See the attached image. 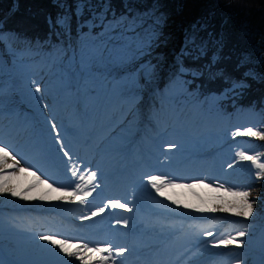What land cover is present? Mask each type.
<instances>
[{
	"label": "trees",
	"instance_id": "1",
	"mask_svg": "<svg viewBox=\"0 0 264 264\" xmlns=\"http://www.w3.org/2000/svg\"><path fill=\"white\" fill-rule=\"evenodd\" d=\"M115 21L123 23L106 31L104 25ZM133 22L134 32L129 30ZM149 35L146 54L121 61L125 40L147 43ZM0 43L14 72L24 74L28 57L23 49L32 58L47 53L56 64L49 85L62 79L64 89L79 86L92 95L108 84L111 101L142 96L160 75L167 112L185 109L199 116L196 127L206 132L204 144L218 146L231 134L226 172L244 189L222 201L237 203L241 198L234 192L259 183V192L248 200L252 217L264 215V176H257L260 169L252 161L238 156L244 150L264 163L263 140L233 135L249 127L264 131V0H0ZM146 67L151 72L147 78ZM22 77L26 87L28 77ZM198 196L190 197L188 209L208 208L210 198ZM252 227L254 238L264 239V218Z\"/></svg>",
	"mask_w": 264,
	"mask_h": 264
},
{
	"label": "rangeland",
	"instance_id": "2",
	"mask_svg": "<svg viewBox=\"0 0 264 264\" xmlns=\"http://www.w3.org/2000/svg\"><path fill=\"white\" fill-rule=\"evenodd\" d=\"M192 4L188 6V9L190 10L192 8ZM188 10V11H189ZM0 59L6 63L4 64V70L7 66V57L4 53L3 48L0 46ZM44 63L42 62H34L32 65V72L35 82V87H39L40 91L38 92L42 100H44V106L40 108V113H42L44 116L41 117V121L37 122L35 124L34 122L30 121V130L27 128L28 122L24 119L27 116V113H30L34 117V113L31 112V108L26 107L21 109V113H18L16 115V122H13L11 120L12 114L15 112L17 108V104L15 103L14 98L11 96L8 97H0V142H2L3 146L8 147V150L12 152L13 155L17 157L18 160H20L19 167L28 168V173H22L18 177H16L12 184L18 188H16L17 191H24L23 187L21 185H24L26 183H34V177L31 175V173L35 172L36 175L41 176L42 179L47 180L48 184H51L54 188L57 189H67V190H74L75 192H79V190L76 189V184L72 183L71 181H66L64 178H57V177H51L48 172L45 174L46 166H44V163L42 161L44 156H40V144H41V138H42V132L44 129H52L51 125L55 124L56 129H53L55 131V137L57 142H59L62 146L67 147L64 138V122H67L69 124L77 125L81 123L80 125L76 126V129H78L77 139L73 142V145L70 149V152L77 155V161L81 162L84 161V164L86 166L91 167V172L95 168L98 170L96 181L94 182L95 186H98V188L95 189L90 195V198L86 200L85 202H80V193L77 194L75 197L76 201L73 202L74 196H69V199H50V200H40L38 198L26 200L22 197L18 196H12L8 193H0V204L2 205L1 208H12L15 207L11 204V202H15L17 200H20L22 202V205L20 208L24 210L25 212H28L30 210H36L41 212V214H46L47 218H45V222L51 224L56 228L55 233H60L57 238L58 239H71L72 243L81 241V242H88L86 238L83 235H79L78 232H82L88 237L92 238L94 235L97 237L98 241L94 239L95 241L92 243L89 242L91 246H95L98 244V242H104L105 235L103 234V230L101 228H104L103 225L104 220L106 219V216L104 215V212L107 207L104 206V203L106 201H110L112 199H118V196H112V197H104L103 200L96 204L94 201V197H97V190L101 189L105 191L106 186H112V182L118 181L121 179V176L124 174L127 175L126 179H129V175L131 173H135L134 179H139L140 177L144 176V173H142L144 164L138 165L134 164L132 167L130 166L128 170H125L126 164L131 163L134 160H138L141 163V156L146 153L145 145L140 137L142 133H149L152 131L157 132L158 130H161V125L159 123L160 118L162 117L161 114V106L158 105V98L157 96L160 94V91L158 89H154L151 96L146 98H142L141 101L136 105L138 107V111L136 110L135 113H130L133 111V109L129 110L127 112L126 116H124L123 121H126L124 124L121 123H115V126H120L124 128V131L129 132L128 130L132 128V125L136 124V129H141L142 133L138 136H135V140L133 142H129L124 147L122 146H116L114 144L115 137H114V130L111 129V127H105L104 124H102L101 121H112L117 122L121 118V114H119L116 109H113L112 112L107 114H102V111L98 108H94V102H92L90 105H88L86 108L81 109L80 105L77 106L75 111L70 112L67 114V108H69L64 103H61L57 106H54L52 103V98L50 96L49 91L42 85L45 73H44ZM1 70V69H0ZM7 76L9 73H6ZM15 82L12 81L11 85H13ZM36 89V88H35ZM3 101V102H2ZM160 106V108H159ZM38 109V108H37ZM160 111V112H159ZM136 116V118L134 117ZM36 118V117H34ZM109 128V129H107ZM85 129L89 130V134L85 131ZM260 143L264 144V141H261ZM102 161H104L103 165L101 164ZM112 161V162H110ZM198 159H189L185 160L181 163V166L178 170L174 172L172 177L167 176L170 180L178 181L179 178L183 176H187L186 172H181V169H188V167L191 165L190 169H193L201 163H198ZM9 163H12L11 160H9ZM113 168V171H110V168ZM17 168V171H18ZM156 171V168H153L152 170H149L147 175H154ZM89 173V174H90ZM181 173V174H180ZM198 173L202 174L201 168H199ZM100 174V176H99ZM146 175V176H147ZM163 175V174H159ZM166 176V175H163ZM135 180H132L129 185L124 188V192L121 194L122 202H125L127 204V208H119L117 207L115 213L116 215V222L113 223L114 226L111 227V231H109L107 234L110 235V238L112 239V243H110L113 247H125L129 249H135L136 251H139L141 247L146 245L145 241L142 240V236L140 235L138 230H135L137 228L140 229L141 222L146 220V218L150 215L149 210L145 206L147 202H149V199H144L140 201L137 196L135 195V188L136 186L133 185ZM141 181H145L141 180ZM150 183V182H149ZM256 185V184H254ZM250 187V197H254L257 192L260 190L259 183H257L255 186ZM262 189L264 190V183H261ZM34 193H26L27 195L33 196V197H39L42 194L47 193L48 195L52 197H64V193H59L60 191L56 192H50L48 190L47 185H40L37 188L32 189ZM106 193V191H105ZM193 193V191H192ZM195 193V192H194ZM142 196L147 197L144 193H141ZM193 195V194H192ZM259 195H262V193H259ZM72 197V198H71ZM53 201V202H52ZM212 201H215L213 203L210 202L208 205V210L210 209H216L214 218L207 219L208 224H206L204 227L207 228V226L215 227L214 224L218 223V229L216 232L220 231L219 228L223 227V233L218 239H217V248L215 250H212L210 255L206 251L205 253L202 252L201 254H198L197 250H192L190 254L187 257L193 258L194 256H198L199 258L208 256L207 261L205 264H214L217 261L219 262L220 256H222L226 251L232 252L234 255V259L229 262V264H246L248 263V256L239 252L240 249V240L247 239L249 235L248 230L252 227V224L255 222V220H251V216L243 217L236 215L235 211L229 212V211H223L222 209L230 207L232 205L228 204L226 205L222 199H212ZM36 202L38 204H45L47 202H52V208L53 211H42L41 209H38L37 207L28 208L26 206L27 203ZM54 205V206H53ZM67 205H75L77 208L82 207L81 210H78L80 212V216L74 217L78 221H82V217H89L90 223L86 222H75L74 220L70 221H64V215L66 217L72 216L67 209L64 208L67 207ZM103 205V206H102ZM23 206V207H22ZM103 208L104 211L102 214L98 213L100 216V219H96L92 212H98V209ZM36 208V209H35ZM128 209H131L129 211ZM16 210H14L15 212ZM199 219H192L191 223L193 224H204L206 217L203 215H199ZM20 218L26 219L25 216L19 215L17 212H15L12 215L11 218V224H13L15 227L18 225L13 219H16L17 222H20ZM163 218V215L161 213L155 215L153 217V220L149 219L148 222L145 224L146 229L153 228L154 230H160L165 229L163 233L165 235H170L173 233V231L177 230L179 227H182L183 222L180 220L178 223L174 222H165L164 220H160ZM127 221L126 225H131L130 228L125 231L123 230V227L125 226V223L123 222L122 227L119 225V220ZM164 219V218H163ZM213 220V222H212ZM40 221V219H39ZM151 222L156 223V225H150ZM164 225V226H163ZM246 225H249L250 227H245ZM100 229V230H98ZM98 230V231H96ZM134 230V231H133ZM238 231H244L245 235L243 237H238V243L234 245H220L218 242L222 239H226L229 235L235 236ZM68 232H74V236H71L68 234ZM236 232V233H235ZM253 232V231H252ZM65 233V235H64ZM51 235L54 234V230H41V231H34L32 237L29 236H22L21 238L24 239V245L33 253L37 252L40 253L41 256H44L49 253V261L50 264H69V261H72V264H80L78 260H75V258H67L65 257L64 253L59 252L55 246H52L47 241L40 240L39 237L36 235ZM12 235V234H11ZM141 238V239H140ZM122 240H126V242H123ZM159 238L155 237V241ZM180 243V239L177 240ZM197 242L200 243V245H203L206 241L205 240H198ZM213 244L214 240L211 239L207 241L206 243ZM103 246H106V244H101ZM208 245V244H207ZM96 247V246H95ZM149 247V246H147ZM51 248V249H50ZM127 248V249H128ZM151 248H149L150 250ZM171 249L169 243L165 246L163 252H159V250L154 249L153 256L156 259V262L159 263L162 261L163 253L168 254L169 250ZM245 251L246 248H244ZM249 251V250H248ZM182 253H185L184 250ZM106 255V254H105ZM45 256V257H46ZM115 257V256H114ZM236 257V258H235ZM250 257V256H249ZM119 260H122V264H127L131 260L124 262L125 258H116V264L119 263ZM0 261L3 262V264H9V260L6 257L5 253L0 248ZM174 262V261H173ZM260 260L257 255L253 256L252 263L253 264H260ZM264 260L261 262L263 264ZM111 263L113 264V260L111 259ZM31 264H35L34 262ZM222 264H225L223 261Z\"/></svg>",
	"mask_w": 264,
	"mask_h": 264
},
{
	"label": "snow or ice",
	"instance_id": "3",
	"mask_svg": "<svg viewBox=\"0 0 264 264\" xmlns=\"http://www.w3.org/2000/svg\"><path fill=\"white\" fill-rule=\"evenodd\" d=\"M62 22V21H58ZM123 23V21H115V23H107L104 25L106 31L113 32L117 28L120 27V25ZM103 24V22H102ZM135 22H133V25L130 26L129 30L134 32ZM113 39H116L113 37ZM151 40L152 36L149 35L148 42L145 43L144 41H141L140 43H135V38L125 40V42L121 45V48L123 49V52L120 56L121 61L125 60H134L137 55L140 54H146V50L151 48ZM150 67V66H148ZM181 72L184 71L183 68L180 69ZM144 72L146 73V78L151 76V72H148V68L146 67L144 69ZM36 91L39 92L40 88L36 87ZM52 129H56V125H51ZM233 135H244V136H250V137H260L261 139H264V131H256L253 128L249 127L245 129L243 132H241L239 129L233 133ZM170 148L175 147V145H169ZM65 156H68V153H64ZM238 156L241 160H247L252 161L253 164L256 165L258 169H260V172L257 173V176H264V163L259 162L258 156H251L248 155L247 152L241 151L238 153ZM9 160L12 161V163H9ZM20 160L17 159L15 155L12 154L8 150V147L3 146L2 142H0V193H8L12 196H18L22 197L23 199L30 200L34 198H38L40 200H50V199H65L67 197H52L48 195L47 193L40 195L39 197H33L30 195H27L26 193L30 191L31 189L37 188L40 185H47L48 190L50 192H56L60 191L61 189L54 188L51 184H48L47 180L42 179L41 176L36 175L35 172L31 173V175L34 177V183L29 185V188L24 191H17L16 187L12 184V181L18 177L22 173H28L29 169L24 167H19ZM18 168V171H17ZM77 174V171L74 170L72 172V175L75 176ZM97 177L96 172H91L87 176V183L89 185H92ZM81 180L85 179L84 176L80 177ZM148 181L151 184V187L155 189L157 193H159L161 196H165L166 192L164 189L167 188H175L180 187L183 185H177L174 180H170L167 176L163 175H149L147 177ZM188 187H192V185H188ZM220 187H223V185H220ZM76 189H80V185H76ZM69 196L76 195V192H72L68 194ZM91 195V192H85L83 197H80V202L83 203L84 199ZM233 195L240 197V201L237 203H234L232 206L222 209L223 211H235L236 215L248 217L252 215V203L249 202L248 192H234ZM169 200H172L173 198L171 196H168ZM173 203L180 204L179 200H173ZM109 204L113 207H119V208H127L126 203H121L119 200H112L109 201ZM108 205H105L107 207ZM185 207H192L190 205H185ZM131 211V209H128ZM198 211H216V209H197ZM104 209L100 208L98 209V212H93L92 215L96 216L99 212H103ZM89 217H82V219H88ZM125 225L127 224V221H124ZM61 235L60 233H54L51 235H41L39 237L40 240L49 242L50 245L55 246L59 250V252L64 253L65 257L67 258H75V260H78L80 264H108L109 259L113 260V264H116V257H123L126 252L130 251V249H127L125 247H113L109 242H105L106 246L100 247H89L88 243H72L71 239H58L57 237ZM205 235L211 236V232H206ZM245 235L244 231H238L235 236L229 235L226 239H222L218 242L220 245H234L238 243V237H243ZM113 253H115V257L113 256ZM106 254V255H105ZM0 264H3L2 261H0ZM69 264H72V261H69Z\"/></svg>",
	"mask_w": 264,
	"mask_h": 264
},
{
	"label": "bare ground",
	"instance_id": "4",
	"mask_svg": "<svg viewBox=\"0 0 264 264\" xmlns=\"http://www.w3.org/2000/svg\"><path fill=\"white\" fill-rule=\"evenodd\" d=\"M189 10V9H188ZM53 202V201H52ZM52 202H47L45 204H38L36 202H31V203H27L26 206L27 207H30V208H33V207H37V208H42L43 210H47V209H50L51 208V205H52ZM12 205L14 206H20L22 205V202L20 200H17L15 202H11ZM54 206V205H53ZM23 207V206H22ZM163 218H164V221L165 222H174V223H178V221L180 220L181 222L184 223V221L188 218V217H181V216H171V215H167V216H164L163 215ZM181 229V227H179L177 230ZM176 230V231H177ZM129 252V251H128ZM127 253V252H126Z\"/></svg>",
	"mask_w": 264,
	"mask_h": 264
}]
</instances>
